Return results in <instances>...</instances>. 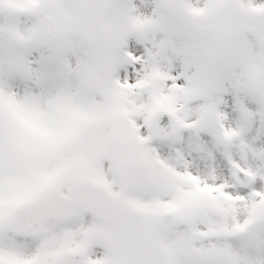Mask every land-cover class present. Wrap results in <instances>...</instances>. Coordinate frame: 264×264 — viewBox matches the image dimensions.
<instances>
[{"label": "snow or ice", "instance_id": "1", "mask_svg": "<svg viewBox=\"0 0 264 264\" xmlns=\"http://www.w3.org/2000/svg\"><path fill=\"white\" fill-rule=\"evenodd\" d=\"M0 264H264V0H0Z\"/></svg>", "mask_w": 264, "mask_h": 264}]
</instances>
